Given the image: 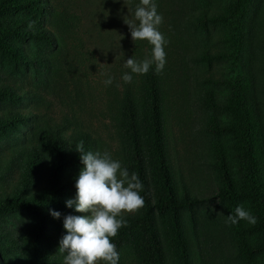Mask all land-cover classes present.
Returning <instances> with one entry per match:
<instances>
[{"label":"trees","instance_id":"16d2710c","mask_svg":"<svg viewBox=\"0 0 264 264\" xmlns=\"http://www.w3.org/2000/svg\"><path fill=\"white\" fill-rule=\"evenodd\" d=\"M69 1L0 0V264H63V217L90 215L65 206L76 198L83 168L76 144L82 140L85 151H105L96 129L75 113L64 93L72 86L76 101L83 96L79 74L88 53L81 16ZM254 1L224 0L221 13L201 7L197 19L201 31L207 18L228 25L222 41L232 47L215 53L232 63L229 75L214 79L224 91L216 98L206 89L203 96V105L223 116H211L207 125L220 180L215 195L226 201L229 214L242 204L258 218L255 225L239 221L232 232L242 261L264 264V124L246 62ZM30 21H36L31 30ZM140 49L136 42L135 52ZM132 77L119 91L112 89L105 105L117 145L109 152L143 184L144 206L123 214L127 226L112 238L118 264H203L183 217L198 201L180 192L166 152L168 83L155 64ZM50 94L64 110L51 108L44 96ZM50 210L61 217L53 218Z\"/></svg>","mask_w":264,"mask_h":264},{"label":"rangeland","instance_id":"374dc122","mask_svg":"<svg viewBox=\"0 0 264 264\" xmlns=\"http://www.w3.org/2000/svg\"><path fill=\"white\" fill-rule=\"evenodd\" d=\"M157 5L163 23L159 31L167 44L164 46L166 64L161 76L166 81L164 100L166 152L173 168L180 192L187 190L198 202L191 210L183 211L187 229L193 240L196 257L201 255L203 264H245L238 256L232 224L225 221L229 215L227 203L215 195L220 180L212 155L213 139L207 129L211 116L222 117L220 110L203 105L206 89L219 98L224 88L214 79L229 75L232 63L229 58L216 57V52L232 49L224 37L229 36L228 25L209 18L206 30L198 25L197 12L206 7L211 12H223L224 0H165ZM65 5V2H63ZM70 9L81 16L83 50L87 60L80 66L79 91L76 101L72 86L67 101L84 123L96 129L104 149L112 151L116 141L105 105L111 91L120 90L121 77L129 73L125 67L128 58L142 60L151 56L152 45L147 41H133L125 19H133L136 3L129 0H70ZM210 15V14H208ZM250 31L246 58L251 76L254 99L264 124V0H255L250 12ZM140 52H135V43ZM206 52V59L202 54ZM114 82L105 86L106 76ZM53 110H64L59 99L44 95ZM63 97V95H61ZM79 105H78V103ZM90 214V213H89ZM192 219V220H191Z\"/></svg>","mask_w":264,"mask_h":264},{"label":"clouds","instance_id":"9594fccd","mask_svg":"<svg viewBox=\"0 0 264 264\" xmlns=\"http://www.w3.org/2000/svg\"><path fill=\"white\" fill-rule=\"evenodd\" d=\"M133 19H125L133 41H147L152 45L151 58L136 60L131 57L125 61L130 73L122 75L125 83L132 82V74H147L155 64V72L162 73L166 64L164 46L167 44L159 26L163 23L162 14H158L154 0H139L133 10ZM36 21H30L28 29H34ZM106 76L105 86L114 82V76ZM80 154L83 168L75 182L76 198L69 199L65 206L78 213L90 215L68 214L63 217L66 235L59 241L58 251L63 254V264H118L120 253L112 242L118 231L127 226L125 213H135L144 206L140 195L143 184L137 173H129L112 154L85 151L81 140L75 146ZM53 218L59 219L61 213L50 210ZM244 220L255 225L258 218L242 204L237 205L235 214H229L227 224L235 225Z\"/></svg>","mask_w":264,"mask_h":264}]
</instances>
